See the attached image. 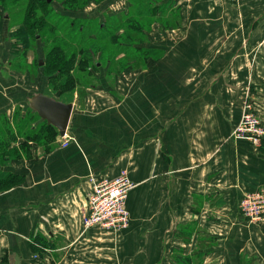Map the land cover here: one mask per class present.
Instances as JSON below:
<instances>
[{
	"label": "crops",
	"instance_id": "0c3cea01",
	"mask_svg": "<svg viewBox=\"0 0 264 264\" xmlns=\"http://www.w3.org/2000/svg\"><path fill=\"white\" fill-rule=\"evenodd\" d=\"M145 2L137 48L155 56L134 77L77 81L61 96L16 70L14 84L0 80V181L11 183L0 186V264H264V218L240 209L264 189V140L231 137L249 97L264 127V0ZM42 88L74 104L64 140L20 96ZM122 171L136 184L130 226L85 229L91 176Z\"/></svg>",
	"mask_w": 264,
	"mask_h": 264
},
{
	"label": "rangeland",
	"instance_id": "374dc122",
	"mask_svg": "<svg viewBox=\"0 0 264 264\" xmlns=\"http://www.w3.org/2000/svg\"><path fill=\"white\" fill-rule=\"evenodd\" d=\"M58 1L63 3L61 0ZM97 1L103 3L107 0ZM136 1L138 2V0L131 2V8H128L126 12L117 15L106 11L105 16L101 18L94 17L93 13L90 15L84 12L89 5L82 11L71 8L72 11L66 10V12L60 9V13H67L71 16V19L68 18L70 22H66L67 20L61 22L63 30L61 28L47 30L42 28L46 27L43 23L42 27L40 26L42 17L48 16L46 10L38 8L34 10L33 8L35 15L30 18L33 11H29V0H19V3L15 2L16 4L11 7L6 4L5 12H0V40L2 42L0 80L4 83L8 82L9 85L14 84L13 70H16L18 74H24L23 80L27 79L25 74H28V78H31L33 82L37 80V84L34 83L37 88L47 87L61 96L63 94L75 95L77 87L74 82L77 81L83 82V86H86L89 81L90 84L95 85L98 82L96 78L101 77L109 81L119 76L134 77L136 66L141 68L142 64L148 62L147 58L151 59L155 56L146 55L143 53L144 50L137 48L146 40L143 37V31L139 30L145 26L146 20L141 22L142 25L139 24L137 14L142 11L141 9L150 10L151 5L149 7L144 0L136 6ZM55 12L59 11L55 10ZM59 19L60 17H56L54 21L57 22ZM31 22L35 25L34 28L29 29L27 24ZM73 22H78L74 29L71 27ZM101 23L105 24L104 31L99 30ZM137 23L138 27H136ZM81 26L84 28L83 32ZM33 30L37 39L31 34ZM120 31L122 35H119ZM62 45L64 46L61 47ZM59 47L61 49H58ZM49 53H52L51 56H48ZM56 60L63 61L59 66V68L63 67L61 73L58 67H55ZM46 61H48L47 66ZM103 66L106 68L104 69ZM86 88H91V85ZM79 92L83 94L85 90ZM16 115L17 118L22 119L23 109H18ZM2 121V126L9 125L7 119ZM6 140L11 141V136L6 137ZM3 152H0V164H4L7 160V154L3 155Z\"/></svg>",
	"mask_w": 264,
	"mask_h": 264
},
{
	"label": "built area",
	"instance_id": "2783aa9c",
	"mask_svg": "<svg viewBox=\"0 0 264 264\" xmlns=\"http://www.w3.org/2000/svg\"><path fill=\"white\" fill-rule=\"evenodd\" d=\"M66 137V136H65ZM65 137L62 139L64 140ZM231 137L236 140H247L255 146L264 140V127L261 115L249 97L241 121L234 128ZM69 142L65 140L64 146ZM92 190L87 197V207L82 216L85 229L103 227L114 232L130 226L131 214L127 206L130 192L136 184L122 171L116 178L107 179L91 176ZM243 215L253 222L264 218V189L246 194L240 204Z\"/></svg>",
	"mask_w": 264,
	"mask_h": 264
},
{
	"label": "trees",
	"instance_id": "16d2710c",
	"mask_svg": "<svg viewBox=\"0 0 264 264\" xmlns=\"http://www.w3.org/2000/svg\"><path fill=\"white\" fill-rule=\"evenodd\" d=\"M61 1H63V3L62 2H60V1H58V0H52L51 2H49V0H29V11H33L32 9L34 8V10H35V8H38V9H42V10H46V11H48V16L47 15H45V17H42V21H40L41 22V24H40V26L42 27V23L44 24V26H46V27H42V28H45V29H49V28H51V29H55V30H57V29H62L63 30V24H61V22L62 21H66V22H70V20H68V18H70L71 19V16L69 15V14H65V13H60L61 12V10H64V11H66V10H68V11H72L73 9H71V8H75V10L76 11H82V10H84L91 2H96L97 0H61ZM19 3V0H0V12H5V10H6V4H7V6L8 7H11V6H14L16 3ZM98 2V1H97ZM64 5H66L67 7H65ZM62 7V8H61ZM65 8V9H64ZM61 9V10H60ZM55 10H57V11H59V12H55ZM67 12V11H66ZM32 13V15L30 16V18L31 17H34V15H35V13H34V11L33 12H31ZM34 13V14H33ZM50 16V17H49ZM59 18L60 17V21L58 20L57 22H55L54 21V19L55 18ZM5 18V17H4ZM37 20V19H36ZM74 21V20H73ZM77 24H78V22H73V24L71 25V27L74 29L75 27H77ZM28 25V28L29 29H32V28H34V25L35 24H33L32 22L31 23H28L27 24ZM99 27V26H98ZM105 24L103 25V23H101V25H100V28H99V30L100 31H104L105 30ZM81 29H83V30H81L82 32L84 31V28L81 26ZM34 30H33V32L31 33L34 37H36V39H37V35H35L34 34ZM67 32H65V34H66ZM101 36H103V35H101ZM86 40V39H85ZM85 40H84V42H85ZM101 41V40H100ZM14 44V43H13ZM64 45H62L61 47H63ZM61 47H59L58 49H61ZM100 47H102V45H100ZM59 52H61V50H59ZM59 52H57V54L59 53ZM87 53L89 52V51H86ZM51 54L52 53H49L48 54V56H51ZM49 59H51V58H49ZM47 62L48 61H46V66H47ZM63 61H59V60H56L55 61V67L57 66L58 67V71H60V73L63 71V67L62 68H59V66H60V64L62 63ZM63 65V64H62ZM39 66H41V65H39ZM23 116V115H22ZM26 118H24L22 121H24ZM29 122V121H28ZM1 151H4L3 152V155L5 154H7V156H8V150L6 149H0V152ZM10 181H0V186L2 187V186H7L8 184H11V183H9ZM13 183V182H12Z\"/></svg>",
	"mask_w": 264,
	"mask_h": 264
},
{
	"label": "water",
	"instance_id": "95a60500",
	"mask_svg": "<svg viewBox=\"0 0 264 264\" xmlns=\"http://www.w3.org/2000/svg\"><path fill=\"white\" fill-rule=\"evenodd\" d=\"M20 96L41 120L47 122L49 126L55 127L61 137L66 136L73 113V103L60 101L52 93L44 90L22 91Z\"/></svg>",
	"mask_w": 264,
	"mask_h": 264
}]
</instances>
